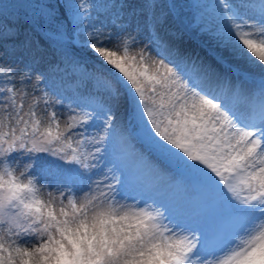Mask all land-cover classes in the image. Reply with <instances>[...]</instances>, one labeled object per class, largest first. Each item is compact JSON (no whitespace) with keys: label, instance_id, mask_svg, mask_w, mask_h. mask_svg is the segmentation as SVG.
Returning a JSON list of instances; mask_svg holds the SVG:
<instances>
[{"label":"snow or ice","instance_id":"snow-or-ice-1","mask_svg":"<svg viewBox=\"0 0 264 264\" xmlns=\"http://www.w3.org/2000/svg\"><path fill=\"white\" fill-rule=\"evenodd\" d=\"M29 7L27 62L0 59V264H264V0H195L188 24L176 0Z\"/></svg>","mask_w":264,"mask_h":264},{"label":"rangeland","instance_id":"rangeland-1","mask_svg":"<svg viewBox=\"0 0 264 264\" xmlns=\"http://www.w3.org/2000/svg\"><path fill=\"white\" fill-rule=\"evenodd\" d=\"M49 1L50 0H44V2ZM36 2L37 0H0V6L7 5V11L11 13V16L5 21V25L14 27L19 30L17 35L15 36L9 37L8 39H0V59L9 63H19L21 64V66H23V64L27 62V57L24 55V53L20 50L13 51V48L15 45L21 44L25 39L26 30L29 28V25L24 22V16L25 13L30 12L29 6L35 4ZM155 2L159 6L170 3L172 2V0H155ZM176 2H178L182 6V19L185 24H188L189 22H191V19L195 15V9L191 7L195 0H176ZM123 3L126 6L124 8V12L129 13L134 9L139 10L143 5L144 0H123ZM159 10V7H157V11ZM141 18L142 17L140 16L132 17L131 19L133 26H135L137 20ZM100 19L104 20L106 18L104 15H102ZM109 26L111 25L109 24ZM196 33L197 42L199 43L201 50L205 51L206 54L209 55L208 52L211 51V49L214 50L215 46L210 38L207 39V36L201 35L195 30H192L190 32H182L178 23L171 17L166 20V22L160 29V35L162 38L173 41L182 40L183 38L187 37L193 38L194 34ZM201 37H205V39L207 40H205L204 38L200 39ZM204 41H206V43ZM41 43H43V41H41ZM206 49H208V51ZM22 57L23 59H21ZM81 57L85 61L89 69H91V67L94 65V60L84 56L83 54H81ZM48 58L50 57H45V59ZM229 63L234 62L229 61ZM43 67L44 65L42 64L41 68ZM48 88L49 90L53 88L65 90L68 92V94H70L71 88H76L83 96H87L93 92L91 85H89L87 82H79L78 80L73 81L70 76H65L63 74L50 78V81L48 82ZM119 118L120 113L117 112V119Z\"/></svg>","mask_w":264,"mask_h":264},{"label":"bare ground","instance_id":"bare-ground-1","mask_svg":"<svg viewBox=\"0 0 264 264\" xmlns=\"http://www.w3.org/2000/svg\"><path fill=\"white\" fill-rule=\"evenodd\" d=\"M205 37H201L202 39ZM209 37H207L208 39ZM164 40L170 42L171 44L176 47L179 52L183 55H190L194 57H199L203 60H205L208 63H214V58L211 55H207L205 51L201 50V47L199 46V43L197 42V33L194 34L193 38H183L182 40L173 41V40H167L163 38ZM205 39V40H207ZM206 43V41H204ZM211 51H214L211 49ZM225 70H227L228 65L223 66ZM235 79V77H233Z\"/></svg>","mask_w":264,"mask_h":264},{"label":"trees","instance_id":"trees-1","mask_svg":"<svg viewBox=\"0 0 264 264\" xmlns=\"http://www.w3.org/2000/svg\"><path fill=\"white\" fill-rule=\"evenodd\" d=\"M50 3H55L56 0H50ZM11 16L9 11H5L2 16H0V24H5V21Z\"/></svg>","mask_w":264,"mask_h":264}]
</instances>
